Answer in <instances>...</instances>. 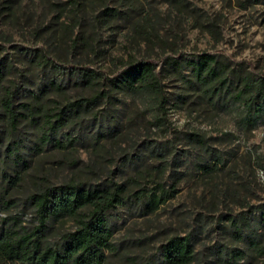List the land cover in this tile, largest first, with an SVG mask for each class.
<instances>
[{"label": "rangeland", "instance_id": "374dc122", "mask_svg": "<svg viewBox=\"0 0 264 264\" xmlns=\"http://www.w3.org/2000/svg\"><path fill=\"white\" fill-rule=\"evenodd\" d=\"M74 1L0 0V99L1 87L13 85L26 114L12 133L0 108V215L31 228L38 220L29 197L42 186L116 182L128 186V199L109 214L108 264H163L173 237L190 238V264H227L233 252L243 253L238 264H264L253 246H264V0ZM106 8L120 14L106 16ZM203 55L224 70L222 96L192 80L186 62ZM145 60L161 78L166 115L144 95L112 90L111 81ZM171 60L185 65L182 74ZM84 71L109 97L63 130L72 146L42 145L41 112L93 94ZM13 140L19 165L7 151ZM217 157L219 167H203ZM152 192L166 201L148 212L142 193ZM54 228L51 242L76 225L65 217Z\"/></svg>", "mask_w": 264, "mask_h": 264}, {"label": "trees", "instance_id": "16d2710c", "mask_svg": "<svg viewBox=\"0 0 264 264\" xmlns=\"http://www.w3.org/2000/svg\"><path fill=\"white\" fill-rule=\"evenodd\" d=\"M88 0H75L74 7H82ZM106 16H118L120 13L113 8L104 10ZM77 42H75L76 45ZM190 66L193 82L211 95L224 94V70L219 66L214 56L203 55L197 61L186 62ZM170 67L179 75L185 65L177 60L170 61ZM2 74L0 73V81ZM97 75L90 71L82 73L81 83L95 86ZM112 90L133 96L144 95L158 106L163 115L167 114V96L156 66L151 61L132 62L122 75L111 81ZM52 86H60L51 83ZM94 88V87H93ZM250 88L249 81L246 89ZM89 97L70 101L62 108L46 109L41 112L42 135L39 140L42 145L56 149H66L76 140L70 135L64 137L63 130L76 123L86 112L92 113L103 97L108 98V92H99L94 88ZM16 91L14 86L1 87L0 108L6 117L12 133L18 130L19 123L26 116L17 110L15 105ZM25 110L33 113L32 104H26ZM198 143L205 140L198 134L191 135ZM17 165L24 158L20 153L19 141L13 140L7 149ZM208 168L214 170L222 163L221 158ZM18 173V171H17ZM13 183V180H11ZM147 198L145 206L148 212H154L165 203L166 198L152 192L142 193V199ZM128 199V186L110 182L98 186H86L79 181L71 180L60 186H42L29 197L35 209L38 224L27 227L18 216L2 217L0 215V260L6 264H108L109 254L114 253V230L109 214ZM11 202L5 201V206ZM65 217L74 220L76 229L60 235L57 242H51L55 222ZM238 228V226H237ZM239 229V228H238ZM236 230L238 233L240 230ZM254 249L259 255H264V246L253 240ZM227 264H238L242 252H233ZM194 260V250L189 237H173L162 247L163 264H190ZM151 264V263H147Z\"/></svg>", "mask_w": 264, "mask_h": 264}]
</instances>
